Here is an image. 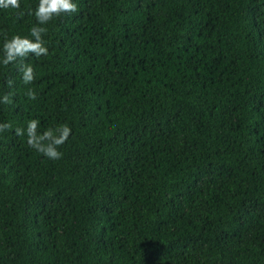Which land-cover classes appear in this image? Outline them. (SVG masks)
I'll list each match as a JSON object with an SVG mask.
<instances>
[{
  "label": "trees",
  "instance_id": "trees-1",
  "mask_svg": "<svg viewBox=\"0 0 264 264\" xmlns=\"http://www.w3.org/2000/svg\"><path fill=\"white\" fill-rule=\"evenodd\" d=\"M45 27L30 84L0 68V264H264V0H77ZM31 118L71 128L59 159Z\"/></svg>",
  "mask_w": 264,
  "mask_h": 264
},
{
  "label": "clouds",
  "instance_id": "clouds-1",
  "mask_svg": "<svg viewBox=\"0 0 264 264\" xmlns=\"http://www.w3.org/2000/svg\"><path fill=\"white\" fill-rule=\"evenodd\" d=\"M20 0H0V10L19 9ZM34 16L35 23L29 27L28 35L12 34L0 42V68H6L10 64L16 65V72L24 84H30L34 80V71L31 63H23L24 58L29 55L34 57L47 56L48 46L43 39L46 33V25L54 17L77 12V0H36L35 7L29 10ZM12 79L5 80L7 92L0 91V105L12 102ZM25 95L29 99L35 98V93L29 88ZM38 119L31 118L26 121L25 127L15 128L17 135H25L27 144L42 153L49 159L56 160L61 157L58 147L70 136L72 130L67 124L56 128H49L37 133ZM12 125L7 122H0V133L11 129Z\"/></svg>",
  "mask_w": 264,
  "mask_h": 264
}]
</instances>
